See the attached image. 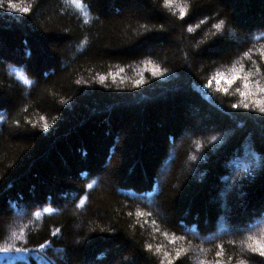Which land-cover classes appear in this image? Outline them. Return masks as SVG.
Masks as SVG:
<instances>
[{
	"label": "trees",
	"instance_id": "obj_1",
	"mask_svg": "<svg viewBox=\"0 0 264 264\" xmlns=\"http://www.w3.org/2000/svg\"><path fill=\"white\" fill-rule=\"evenodd\" d=\"M4 2L0 247L29 251L0 264L247 259L264 229V114L213 78L242 64L264 85V0Z\"/></svg>",
	"mask_w": 264,
	"mask_h": 264
},
{
	"label": "snow or ice",
	"instance_id": "obj_2",
	"mask_svg": "<svg viewBox=\"0 0 264 264\" xmlns=\"http://www.w3.org/2000/svg\"><path fill=\"white\" fill-rule=\"evenodd\" d=\"M7 2V11L18 13V14H27L30 12V8L28 7H20L18 6V0H6ZM69 3L73 5L75 8L83 10L84 8V3L83 0H69ZM175 0H165V5L166 6H174ZM5 8V2L4 0H0V9ZM180 11V17L183 19L187 15V9L186 7L181 6L179 8ZM88 13L85 12V16H87ZM87 22V20L85 21ZM201 23H204V21H201ZM225 24L224 20H220L219 23H216L213 25V27L219 32L223 28ZM199 27V25H197ZM190 32L193 31L192 28L188 29ZM259 55L261 60H264V48L260 49ZM245 56H247L249 59H251V56L249 53H245ZM260 69L257 67L255 69V73L248 71L245 72L244 66L241 64L239 67L233 66L230 69V72L228 74L225 73H217L216 76L213 78L216 81V84L219 85L220 81L223 80L224 83L227 85V87L224 88H219L218 91H222L224 93H227L229 88L235 84L237 81L241 82L242 89L238 87L236 91L239 93V95L242 97L241 103L240 104H233V108H243L245 110L251 109V110H256L259 111V113L264 114V85H262L258 80L253 81L251 77L254 74H259ZM153 75H163V72L160 71L159 68H154L152 70ZM101 80L104 79V77L100 78ZM24 83L28 84L31 83L29 80L25 79ZM137 86L139 84L143 83V80H139L136 82ZM212 81H209V84L207 86H211ZM48 125L47 123L44 124V128L47 129ZM213 141L216 140V137L212 138ZM192 159H195V156L192 157ZM89 188L92 187V185L88 186ZM81 204H83V201H81ZM45 211L51 212L52 209H46ZM39 215V214H37ZM138 216H143L145 215L144 213L138 212ZM56 233H53L55 235ZM15 235V233L13 234ZM23 234L21 233V236ZM182 239V237H181ZM172 243L175 242V240L171 241ZM47 243V242H46ZM46 243H42L39 245V249H44L46 246ZM244 248L243 250L250 253L251 255L247 259H240L238 260L237 264H254L255 257H261L264 258V229L261 230L259 235H249L246 239V241L243 242ZM148 250H152V246L148 245L147 246ZM28 248H20V247H14V246H5V247H0V252L3 253H8V252H17V253H26L28 252ZM157 252L160 251L159 248L156 249ZM181 251L182 250H177L176 252V258L179 259L181 256ZM224 253L223 248L221 247L220 250L217 252V256H222ZM167 256L168 254L165 253ZM12 259L14 260H21V259H26L24 256H17L13 257ZM168 264H173L172 260H168ZM203 264V262H202ZM216 264H221L220 260L216 261ZM258 264H264V260H261L258 262Z\"/></svg>",
	"mask_w": 264,
	"mask_h": 264
},
{
	"label": "rangeland",
	"instance_id": "obj_3",
	"mask_svg": "<svg viewBox=\"0 0 264 264\" xmlns=\"http://www.w3.org/2000/svg\"><path fill=\"white\" fill-rule=\"evenodd\" d=\"M182 129V128H181ZM182 131V130H181ZM187 136H189L185 131L180 135V136H178V139L177 140H179V138H181V139H184L185 137H187ZM168 145H169V143H168ZM219 196V198H220V200L222 199V193H219L218 194ZM213 203H216V200H213ZM222 209H224L223 207H222ZM250 228L251 229H254V226L252 225V226H250Z\"/></svg>",
	"mask_w": 264,
	"mask_h": 264
}]
</instances>
